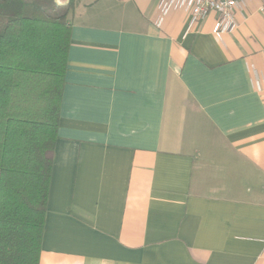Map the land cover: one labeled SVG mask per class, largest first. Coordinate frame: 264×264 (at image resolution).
I'll list each match as a JSON object with an SVG mask.
<instances>
[{"label":"crops","instance_id":"0c3cea01","mask_svg":"<svg viewBox=\"0 0 264 264\" xmlns=\"http://www.w3.org/2000/svg\"><path fill=\"white\" fill-rule=\"evenodd\" d=\"M159 3L75 0L40 264H264L263 2Z\"/></svg>","mask_w":264,"mask_h":264},{"label":"trees","instance_id":"16d2710c","mask_svg":"<svg viewBox=\"0 0 264 264\" xmlns=\"http://www.w3.org/2000/svg\"><path fill=\"white\" fill-rule=\"evenodd\" d=\"M75 0H0V264H40Z\"/></svg>","mask_w":264,"mask_h":264},{"label":"built area","instance_id":"2783aa9c","mask_svg":"<svg viewBox=\"0 0 264 264\" xmlns=\"http://www.w3.org/2000/svg\"><path fill=\"white\" fill-rule=\"evenodd\" d=\"M263 10H264V0ZM242 7V0H160L159 14L155 24L161 26L165 16L171 10H183L190 16L189 29L200 21L205 20L209 14L218 15V31L226 33L233 31L237 26L236 13Z\"/></svg>","mask_w":264,"mask_h":264},{"label":"water","instance_id":"95a60500","mask_svg":"<svg viewBox=\"0 0 264 264\" xmlns=\"http://www.w3.org/2000/svg\"><path fill=\"white\" fill-rule=\"evenodd\" d=\"M58 4H62L61 2H59V0H56ZM69 2V0L63 4H67Z\"/></svg>","mask_w":264,"mask_h":264},{"label":"rangeland","instance_id":"374dc122","mask_svg":"<svg viewBox=\"0 0 264 264\" xmlns=\"http://www.w3.org/2000/svg\"><path fill=\"white\" fill-rule=\"evenodd\" d=\"M61 2H64L63 0H61Z\"/></svg>","mask_w":264,"mask_h":264}]
</instances>
